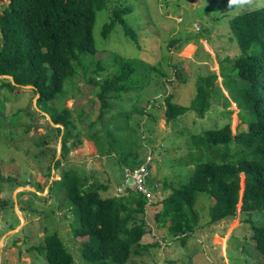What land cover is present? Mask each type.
Returning a JSON list of instances; mask_svg holds the SVG:
<instances>
[{"label":"trees","instance_id":"trees-1","mask_svg":"<svg viewBox=\"0 0 264 264\" xmlns=\"http://www.w3.org/2000/svg\"><path fill=\"white\" fill-rule=\"evenodd\" d=\"M103 10L110 15L102 33L105 39L119 24L126 37L140 46L135 28L126 19L131 9L118 7L111 10L109 0H10L0 11V113L3 111L0 127L6 118L3 117L6 108L1 99L2 91L15 93L21 87L32 86L31 92L38 96V105L51 102L57 105L58 113L53 123L59 126L54 130L61 137L63 161L73 149L83 144L82 133H74L78 126L73 110L65 106L69 98L67 84L78 76L80 68L86 75V82L97 89L100 104L99 115L89 129H94L115 109L113 101L120 103L124 94L143 89L142 83L148 80L147 74L138 72L140 65L123 58H118L121 65L113 77L97 80L100 78L88 75L83 56L97 54L94 28L97 14ZM228 24L231 30L229 43L234 47L236 43L240 53L221 61L220 75L210 72L207 76L197 77L196 96L189 107L177 104L174 97L168 95L165 117L168 125L178 124L190 111L204 119L213 99L225 102L222 92L225 91L241 110V125L236 134L232 133L228 118L220 126L205 129L194 123L192 128L179 131L181 138H188L185 165L190 163L192 168L184 165L188 173L185 171L187 175L176 186L163 182L160 189L165 198L159 202L161 209L154 215L156 228L147 210L149 203L155 206L159 203L153 204L141 192L103 196L102 193L109 190L107 186L90 183L85 172L69 166L57 181L67 190L70 203L78 211L79 227L73 233L80 242L79 250L85 262L128 264L141 249L159 246V242L142 245L145 235L165 228L168 240L186 246L199 221L195 211L197 199L207 195L213 200L210 225L247 215L244 224L249 225L250 235L242 236L243 244L245 246L250 239L255 251L254 263L264 264V224L253 219L254 213H264V5L236 16ZM177 43V40H171L170 46ZM182 45L180 42L177 49ZM97 65L94 71L101 75L105 69L101 63ZM176 73L180 79V70ZM137 75L141 76L139 80L135 78ZM5 76L11 77L12 81ZM214 111H220L223 117L231 114L227 108ZM21 112L18 110L12 115L16 118L11 121H16ZM134 113L144 117L146 123L144 120V125L141 122L135 125L131 113L118 111L90 135L98 154L111 157L117 154L123 168L140 167L147 157L140 159L139 151L151 148L142 140L150 131L147 121L151 114L146 109H136ZM83 116L84 111L80 113V119ZM149 153L155 152L150 149ZM151 169L152 166L148 185L155 192L157 183L151 176ZM0 180H3L1 169ZM244 246L241 249L246 251ZM32 250L45 257L43 264H76L57 233L47 235L44 246H35ZM244 261L249 263L247 259Z\"/></svg>","mask_w":264,"mask_h":264},{"label":"rangeland","instance_id":"rangeland-1","mask_svg":"<svg viewBox=\"0 0 264 264\" xmlns=\"http://www.w3.org/2000/svg\"><path fill=\"white\" fill-rule=\"evenodd\" d=\"M9 3L10 0L0 2V11ZM109 3L111 10L118 7L131 9L126 19L135 28L140 46L126 37L119 24L105 39L102 33L110 15L107 10L98 12L94 28L97 54L83 56L88 75L100 78L97 80L113 77L121 65L118 58H123L140 65L138 72L147 74L148 80L142 83L143 89L124 94L120 103L113 101L115 109L94 129H89L99 115L100 104L97 89L86 82V75L80 68L78 76L67 84L69 98L65 106L73 110L78 126L74 133H82L83 144L73 149L65 161L61 157V137L54 130L59 127L53 123L58 113L57 105L53 102L38 105L37 96L30 87H21L15 93L6 89L2 91L5 98L2 96L1 99L6 108L3 117L6 118L0 127V169L3 175L0 180V264H43L45 257L32 248L44 246L45 237L53 233L60 236L76 264H89L83 259L80 242L73 233L79 227L78 211L70 203L67 190L57 181L69 166L85 172L90 183L107 186L109 190L102 193L103 196L115 195L118 187H125V168L120 165L118 155H99L95 141L90 138L93 130L99 129L112 114L129 112L135 125L137 122L144 125L146 120L134 110L146 109L151 114L147 121L150 131L142 139L151 148L139 153L140 159L144 160L150 149L155 152L151 164V176L157 183L151 199L153 204L165 198L160 189L164 181L176 186L187 175L186 168H192L188 165L190 163L185 165L188 138H181L179 131L192 128L194 123L205 129L220 126L228 118L232 133L236 134L241 125V110L225 91H222L225 102L213 99L204 119L190 111L173 125L166 122L165 98L172 95L174 102L189 107L196 96L197 77L207 76L210 72L220 75L221 61L240 53L235 40L236 47L229 43V21L263 6L264 0H244L231 6L228 0H109ZM171 40L178 43L171 47ZM180 42L183 45L177 49ZM98 63L105 69L101 75L94 71ZM177 70H180V79ZM140 77L135 78L139 80ZM218 82H222L221 77ZM225 108L231 112L226 117L221 116L220 111H214ZM18 110L22 112L12 122L16 118L12 115ZM82 111L84 116L80 119ZM161 206L160 203L156 206L148 204L147 212L154 228V215ZM212 206L213 200L209 196L198 197L195 211L199 221L186 246L168 240L167 229H160L145 235L141 242L142 245L159 242V246L141 249L128 264H255L250 239L244 246L242 238L250 235L249 225L244 224L247 215L210 225ZM262 214L254 213V221L264 224ZM241 243L246 251L241 249Z\"/></svg>","mask_w":264,"mask_h":264},{"label":"built area","instance_id":"built-area-1","mask_svg":"<svg viewBox=\"0 0 264 264\" xmlns=\"http://www.w3.org/2000/svg\"><path fill=\"white\" fill-rule=\"evenodd\" d=\"M153 159L154 157L149 153L145 163L140 167L135 169L125 168V187H118L115 192L116 195L121 196L129 191H138L151 202V199L153 198V190L148 185V179Z\"/></svg>","mask_w":264,"mask_h":264},{"label":"clouds","instance_id":"clouds-1","mask_svg":"<svg viewBox=\"0 0 264 264\" xmlns=\"http://www.w3.org/2000/svg\"><path fill=\"white\" fill-rule=\"evenodd\" d=\"M243 2H244V0H228L229 6L235 5V4H241Z\"/></svg>","mask_w":264,"mask_h":264},{"label":"water","instance_id":"water-1","mask_svg":"<svg viewBox=\"0 0 264 264\" xmlns=\"http://www.w3.org/2000/svg\"><path fill=\"white\" fill-rule=\"evenodd\" d=\"M4 78H9L11 81H12V78L11 77H9V76H5ZM28 87H30V88H33L32 86H28ZM38 97V96H37Z\"/></svg>","mask_w":264,"mask_h":264}]
</instances>
